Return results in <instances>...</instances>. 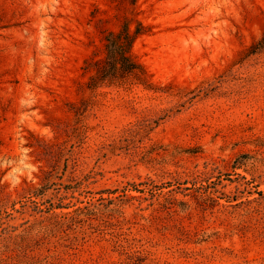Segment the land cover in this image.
<instances>
[{"label": "rangeland", "instance_id": "1", "mask_svg": "<svg viewBox=\"0 0 264 264\" xmlns=\"http://www.w3.org/2000/svg\"><path fill=\"white\" fill-rule=\"evenodd\" d=\"M125 18L151 88H88ZM263 33L264 0H0V264H264Z\"/></svg>", "mask_w": 264, "mask_h": 264}, {"label": "trees", "instance_id": "2", "mask_svg": "<svg viewBox=\"0 0 264 264\" xmlns=\"http://www.w3.org/2000/svg\"><path fill=\"white\" fill-rule=\"evenodd\" d=\"M134 22V29L130 24ZM147 31V26L139 20L125 18L118 30L108 31L104 36V56L96 61V68L89 76L88 88H95L106 82L124 81L130 76L142 85L151 88L144 66L136 60L132 52L135 38ZM264 49V33L247 49L253 54Z\"/></svg>", "mask_w": 264, "mask_h": 264}]
</instances>
